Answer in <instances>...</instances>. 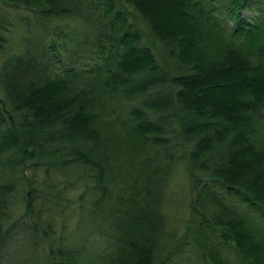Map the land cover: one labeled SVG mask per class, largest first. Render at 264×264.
<instances>
[{
  "label": "trees",
  "instance_id": "trees-1",
  "mask_svg": "<svg viewBox=\"0 0 264 264\" xmlns=\"http://www.w3.org/2000/svg\"><path fill=\"white\" fill-rule=\"evenodd\" d=\"M6 1L45 38L0 67V264H264V0Z\"/></svg>",
  "mask_w": 264,
  "mask_h": 264
},
{
  "label": "rangeland",
  "instance_id": "rangeland-1",
  "mask_svg": "<svg viewBox=\"0 0 264 264\" xmlns=\"http://www.w3.org/2000/svg\"><path fill=\"white\" fill-rule=\"evenodd\" d=\"M6 0H0V37L4 38V42L0 45V67L3 61L8 58L12 53L17 54L21 51L24 46L29 45V43H34L37 40L45 38L43 35V24L36 22H31L32 18L28 16V12L22 8L14 9ZM31 22V23H27ZM62 24V25H61ZM58 22L54 24L53 28H56ZM61 28L65 29L69 37L72 38L74 35L81 34V31L72 25L66 24L65 22H60ZM65 40L69 48L73 43ZM78 38H75L76 42ZM73 47V46H72ZM71 49V48H70ZM72 50V49H71ZM14 51V52H13ZM88 56V53H84ZM87 60V58H86ZM185 152V150H183ZM185 158V155H183ZM183 159V158H182ZM184 163H181L170 182V186L167 190V204L164 209L165 213L170 216V221L173 225L178 226L182 229L183 223L189 217V195H188V183L184 171ZM9 177L16 178V192L13 198L10 200V218H16L21 213H23V189L25 187L22 180L20 172H16V176H11L9 170L0 164V181L4 179L8 180ZM60 179V178H58ZM54 184V179H51ZM56 180V179H55ZM59 181V180H58ZM62 186V185H61ZM65 222L67 224L68 236L72 233L74 228V223L72 218L66 219L57 218V222Z\"/></svg>",
  "mask_w": 264,
  "mask_h": 264
}]
</instances>
